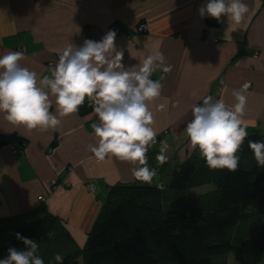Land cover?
I'll return each instance as SVG.
<instances>
[{
	"label": "crops",
	"instance_id": "crops-1",
	"mask_svg": "<svg viewBox=\"0 0 264 264\" xmlns=\"http://www.w3.org/2000/svg\"><path fill=\"white\" fill-rule=\"evenodd\" d=\"M208 2L0 0V56L22 52V67L36 72L38 78L50 76L70 43L80 47L86 39L100 41L114 27L125 32L115 38L117 49L124 52L125 68L139 67L154 51L162 52L172 71L153 73V80L164 76L163 88L149 104L159 138L150 146L147 159L149 168L157 172L162 141L169 145L162 165L181 163L199 152L190 149L185 128L193 106L202 105L208 95L231 107L236 103L233 92L249 82L243 119L247 129L264 131V0H243L249 12L240 24L228 22L227 17H221V22L207 14L201 17L199 9ZM141 22L147 23L144 31L137 29ZM158 105L165 107L159 110ZM50 111L54 113L55 106ZM98 122L89 104L48 131L15 129L0 114V135L16 134V140L25 141L22 148L0 143V229L54 214L52 232L34 240L44 264H57L56 254L64 259L85 245L111 184L140 182L128 162L114 157L96 161L89 145L96 144L92 125ZM90 181L94 190L87 188ZM10 247L22 250L24 245L18 240ZM9 248L0 249V259L7 257ZM229 259L232 264H264V256L256 262L238 255Z\"/></svg>",
	"mask_w": 264,
	"mask_h": 264
},
{
	"label": "clouds",
	"instance_id": "clouds-1",
	"mask_svg": "<svg viewBox=\"0 0 264 264\" xmlns=\"http://www.w3.org/2000/svg\"><path fill=\"white\" fill-rule=\"evenodd\" d=\"M249 8L243 0H209L199 9L221 22L240 24ZM116 33L109 31L100 41L86 39L83 45L71 43L59 54L58 62L50 69V76L38 78V74L22 67V52H8L0 56V114L13 128L32 130H55L62 119L79 111L87 98L98 116L92 128L97 138L89 145L97 162L116 158L134 165L135 180L151 184L157 175L149 168L147 152L156 143L157 132L153 129V112L149 104L160 97L163 85L151 77L157 69L167 74L172 65L165 63L159 50L148 55L139 67L125 68L122 64L124 52L115 44ZM235 90L236 103L227 106L223 99L214 100L208 95L202 105L192 108V119L185 133L192 150L198 148L210 169L236 171L239 166L238 151L248 136L247 123L243 119L247 104L244 90ZM195 95V93H194ZM55 106V112L50 109ZM159 110L164 105L157 106ZM169 148L162 141L156 160L160 165L168 159ZM258 167L264 168V141H249ZM162 188L163 186L160 185ZM24 248L10 247L8 255L0 264H44L38 255L39 244L16 233ZM57 264L63 257L56 254Z\"/></svg>",
	"mask_w": 264,
	"mask_h": 264
},
{
	"label": "trees",
	"instance_id": "trees-1",
	"mask_svg": "<svg viewBox=\"0 0 264 264\" xmlns=\"http://www.w3.org/2000/svg\"><path fill=\"white\" fill-rule=\"evenodd\" d=\"M246 131L236 171L210 169L196 151L181 163L160 165L151 184H111L85 245L62 264H232L230 255L261 260L264 168L249 141H264V131ZM16 136L0 135V143ZM56 220L46 213L17 226V233L40 240Z\"/></svg>",
	"mask_w": 264,
	"mask_h": 264
},
{
	"label": "water",
	"instance_id": "water-1",
	"mask_svg": "<svg viewBox=\"0 0 264 264\" xmlns=\"http://www.w3.org/2000/svg\"><path fill=\"white\" fill-rule=\"evenodd\" d=\"M17 227L0 230V249H7L16 241Z\"/></svg>",
	"mask_w": 264,
	"mask_h": 264
},
{
	"label": "built area",
	"instance_id": "built-area-1",
	"mask_svg": "<svg viewBox=\"0 0 264 264\" xmlns=\"http://www.w3.org/2000/svg\"><path fill=\"white\" fill-rule=\"evenodd\" d=\"M146 28H147V23H146V22H141V23L138 25V27H137L138 31H144ZM113 29H114V31H115L116 33H120V30H119L117 27H114ZM246 84H247V85H250L249 82L245 83L244 85H246ZM244 85H243V86H244ZM9 144H10L11 146H13V147H20V148H22V147H24V145H25V141L13 139ZM52 183H53L54 185H56V184H57V180L54 179V180L52 181ZM87 188H88L89 190H94V188H95L94 182H92V181L88 182V183H87ZM39 198H40V199H44L45 197H44V196H40Z\"/></svg>",
	"mask_w": 264,
	"mask_h": 264
}]
</instances>
